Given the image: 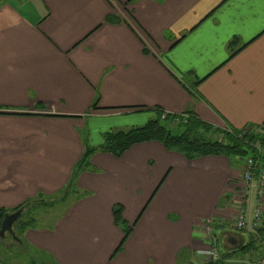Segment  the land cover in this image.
I'll list each match as a JSON object with an SVG mask.
<instances>
[{
  "label": "crops",
  "instance_id": "1",
  "mask_svg": "<svg viewBox=\"0 0 264 264\" xmlns=\"http://www.w3.org/2000/svg\"><path fill=\"white\" fill-rule=\"evenodd\" d=\"M155 107L264 130V0H0V208L63 192L102 143L93 129L144 125ZM90 159L67 206L22 232L47 264H206L207 219L227 263L264 256V232L235 226L242 205L264 214L245 160H191L159 141ZM116 205L132 225L118 253Z\"/></svg>",
  "mask_w": 264,
  "mask_h": 264
},
{
  "label": "trees",
  "instance_id": "2",
  "mask_svg": "<svg viewBox=\"0 0 264 264\" xmlns=\"http://www.w3.org/2000/svg\"><path fill=\"white\" fill-rule=\"evenodd\" d=\"M107 20L115 21L116 16L110 15ZM98 103L99 97L95 99L93 109L98 107ZM154 114L144 125L131 127L126 130L106 131L103 134L102 143L98 146L86 145L85 152L77 162L73 170L71 182L66 190L54 197L38 198L30 202L37 201L36 203L46 204L48 207H53L57 202L63 203L74 192V179L76 176L79 172L89 168L91 164L90 158L95 151L102 150L121 157L132 145L146 141H159L167 149L180 152L191 160L208 155H226L231 159L243 160L250 157L255 161L257 172L264 170V130L262 128L256 126H248L241 129L217 128L199 118L191 110L184 113H170L160 107H155ZM25 204L11 211L0 208V228L2 220L8 212H13ZM123 212V206H114L115 223L125 234L123 241L115 253H118L122 249L132 231V225L126 221ZM34 225H36L35 219L33 216H26L25 211L23 216L15 223L17 238H14L12 235L9 236L10 234L6 237L0 235V250H2L0 251V256L3 264L7 262V256H10V252L7 249L14 251L12 246L10 248L8 241H13L15 245H24L21 236L22 232ZM259 231L264 232V222ZM206 264L231 263H227L226 254L221 253L219 260Z\"/></svg>",
  "mask_w": 264,
  "mask_h": 264
},
{
  "label": "built area",
  "instance_id": "3",
  "mask_svg": "<svg viewBox=\"0 0 264 264\" xmlns=\"http://www.w3.org/2000/svg\"><path fill=\"white\" fill-rule=\"evenodd\" d=\"M243 182L245 194L255 191L260 199L264 197V170L257 172L255 161L250 157L245 160ZM263 222L264 214L261 208H257L254 212L248 213L245 206L242 205L235 217V226L238 229L248 228L260 232L259 230L262 227ZM211 223H213L211 219L205 221L206 235L208 236L210 244L208 248L202 252L209 262H216L220 258V253L214 243L213 226ZM239 264L247 263L241 262ZM259 264H264V256L260 259Z\"/></svg>",
  "mask_w": 264,
  "mask_h": 264
},
{
  "label": "rangeland",
  "instance_id": "4",
  "mask_svg": "<svg viewBox=\"0 0 264 264\" xmlns=\"http://www.w3.org/2000/svg\"><path fill=\"white\" fill-rule=\"evenodd\" d=\"M102 133L103 132H101V134H99V132L97 131L96 128L93 129L90 143L93 144V145L100 144L103 141V134ZM87 137H88V135H87ZM88 139H89V137H88ZM67 203L68 202L64 201V204L60 203V204H57V206L59 205V207L60 206H64L65 207V206H67ZM55 206H53L52 209H50V210L53 213H55V214H59L63 209H60V210L57 211L58 208H56L57 206L56 207ZM48 209H49V207L46 204L36 203V204H33L29 209H26V216L41 217L43 215V210H48ZM230 228H232V229L237 231V229L234 228V227H230ZM9 236H11V235H9ZM220 239H221V235H220ZM8 243L10 245V248L12 246V248L14 250L12 255H10V256L13 257L12 261L14 262V264H47L46 262H44L42 260L43 257L37 255L36 251H31V250L29 251L23 245H17V244L15 245V244H13V241H11V240L8 241ZM10 256H7L6 261H10L11 260ZM34 256H39V258L37 259ZM244 263L250 264L249 262H244Z\"/></svg>",
  "mask_w": 264,
  "mask_h": 264
},
{
  "label": "water",
  "instance_id": "5",
  "mask_svg": "<svg viewBox=\"0 0 264 264\" xmlns=\"http://www.w3.org/2000/svg\"><path fill=\"white\" fill-rule=\"evenodd\" d=\"M36 202L37 201L26 203L25 205L21 206L19 209L13 212H8L2 220L0 235L2 237H6L8 234H10L14 238H17L15 223L23 216L26 209Z\"/></svg>",
  "mask_w": 264,
  "mask_h": 264
}]
</instances>
